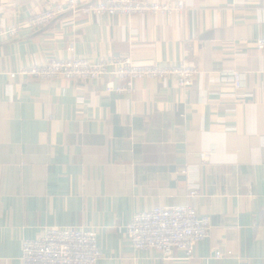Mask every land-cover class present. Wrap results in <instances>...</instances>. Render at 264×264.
<instances>
[{
    "label": "crops",
    "instance_id": "obj_1",
    "mask_svg": "<svg viewBox=\"0 0 264 264\" xmlns=\"http://www.w3.org/2000/svg\"><path fill=\"white\" fill-rule=\"evenodd\" d=\"M65 1L0 0V24ZM184 1L173 14L66 11L40 30L0 36V264H22L23 241L45 227L95 228L97 264H264V0ZM70 43L94 61L185 62L197 74L188 88L138 80L130 94L100 80L10 77L70 58ZM179 205L212 221L191 259L132 246L135 213Z\"/></svg>",
    "mask_w": 264,
    "mask_h": 264
},
{
    "label": "built area",
    "instance_id": "obj_2",
    "mask_svg": "<svg viewBox=\"0 0 264 264\" xmlns=\"http://www.w3.org/2000/svg\"><path fill=\"white\" fill-rule=\"evenodd\" d=\"M188 8L184 0L163 3L147 0H66L64 3L45 4L44 7L20 24L3 27L0 36L18 38L25 28L40 30L58 16L70 11L73 15H132L143 12L173 14ZM67 59H52L42 64L33 63L10 72V77H31L40 80L64 78L83 81L100 80L108 93L130 94L138 80H174L182 88L193 84L197 69L185 62L169 65H139L129 56H110L102 61L74 54ZM257 48L264 52V37L257 40ZM234 90L241 89L242 75L233 72ZM202 158L208 153H202ZM197 196L196 187L190 192ZM212 221L201 215L192 205L158 206L137 212L127 226V238L137 250L156 249L166 259L174 257L175 250L185 252L186 258L194 256L198 242L209 237ZM218 257L223 254L217 252ZM103 258L97 230L93 227H45L34 239L22 244V264H97Z\"/></svg>",
    "mask_w": 264,
    "mask_h": 264
},
{
    "label": "rangeland",
    "instance_id": "obj_3",
    "mask_svg": "<svg viewBox=\"0 0 264 264\" xmlns=\"http://www.w3.org/2000/svg\"><path fill=\"white\" fill-rule=\"evenodd\" d=\"M52 79H56V78H52ZM48 80V79H47ZM68 80V79H67ZM73 80H78V79H73ZM80 81H83V80H80Z\"/></svg>",
    "mask_w": 264,
    "mask_h": 264
}]
</instances>
